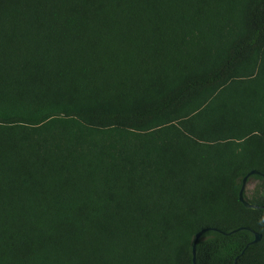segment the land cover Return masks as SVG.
<instances>
[{
	"label": "trees",
	"instance_id": "1",
	"mask_svg": "<svg viewBox=\"0 0 264 264\" xmlns=\"http://www.w3.org/2000/svg\"><path fill=\"white\" fill-rule=\"evenodd\" d=\"M261 207L264 0H0V264H193L202 229L195 264H264Z\"/></svg>",
	"mask_w": 264,
	"mask_h": 264
},
{
	"label": "water",
	"instance_id": "2",
	"mask_svg": "<svg viewBox=\"0 0 264 264\" xmlns=\"http://www.w3.org/2000/svg\"><path fill=\"white\" fill-rule=\"evenodd\" d=\"M252 175H261V176H263L261 173L255 171V170H252V171L248 172L242 179V184H241V187H240V190H239V193H238V199H239V201L241 202V204L245 208L252 209V210H257V209L260 208L259 206L254 205V204L246 201L243 198V190H244V187H245L246 180H247V178H249ZM261 208H264V207H261ZM206 230L207 229H202V230L198 231L194 235V241H193V244H192V256H193L192 257V262H193V264H195V257H194L195 256V244H196L197 240L202 237V235L204 234V232ZM239 230H249V231H251L248 227H239V228H237V229H235V230H233V231H231L229 233H234V232L239 231ZM259 239H260V235L257 234V233H254V238L251 241V243L257 242ZM235 261H236V259H235ZM235 261H234V264H235Z\"/></svg>",
	"mask_w": 264,
	"mask_h": 264
},
{
	"label": "rangeland",
	"instance_id": "3",
	"mask_svg": "<svg viewBox=\"0 0 264 264\" xmlns=\"http://www.w3.org/2000/svg\"><path fill=\"white\" fill-rule=\"evenodd\" d=\"M258 182L254 179H249L246 183H245V187L244 190L246 191L248 196L252 195L253 190L257 187Z\"/></svg>",
	"mask_w": 264,
	"mask_h": 264
}]
</instances>
